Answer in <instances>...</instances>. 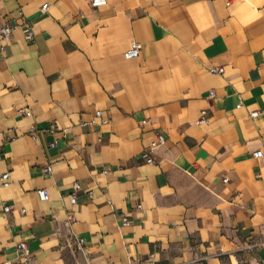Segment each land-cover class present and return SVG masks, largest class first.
Masks as SVG:
<instances>
[{
    "label": "crops",
    "instance_id": "1",
    "mask_svg": "<svg viewBox=\"0 0 264 264\" xmlns=\"http://www.w3.org/2000/svg\"><path fill=\"white\" fill-rule=\"evenodd\" d=\"M2 24L0 263L25 240L39 264H264V0H0Z\"/></svg>",
    "mask_w": 264,
    "mask_h": 264
},
{
    "label": "built area",
    "instance_id": "2",
    "mask_svg": "<svg viewBox=\"0 0 264 264\" xmlns=\"http://www.w3.org/2000/svg\"><path fill=\"white\" fill-rule=\"evenodd\" d=\"M89 3L93 7H99V6L106 5L108 3V0H89ZM46 7H47V3L43 4L41 9L45 10ZM22 25L26 29L25 37L26 38H30L32 36V33L29 30L27 22L26 21H22ZM14 27L15 26L11 25V24H2V25H0V54L4 50L5 41L11 35ZM141 46H142V44H141L140 41L132 40L131 43H130L129 48L126 49V51L124 52V57L127 58V59L136 57L140 53ZM208 70L211 73L222 74V73H224V66L223 65H218V66L212 65V66L208 67ZM210 94H213V91H211ZM239 105H240V103L238 104V106ZM18 113H23L25 115H30V111L28 109H24V108L18 109ZM206 113H207V111L205 109L201 110L200 117L198 119L199 123L207 122ZM257 113H258V111H256V110L251 111L250 112V116L253 117V116L257 115ZM96 116H101V110L100 109L96 110ZM103 122H104V120H103ZM163 141H164L163 135L158 133L157 134V139L155 141H152L151 147H155L158 143H162ZM252 154H253L254 157H263L264 156V151L262 149H256L255 151H253ZM151 160L152 159L150 157L147 158V161L150 162ZM44 170L47 171V172L51 171V165H49V164L46 165L44 167ZM223 180H226V178H224ZM0 181H1L2 185H4V186L8 185V183H9V172L3 173L1 175V177H0ZM79 188H80V184H79V182L76 181L73 184V191L75 192ZM37 194H38V197L41 200L48 199V192L44 188L37 189ZM88 196H91V191L88 192ZM70 201H71V203H74L76 201V197H75L74 193H72L70 195ZM140 207H141V205L137 204L136 208L139 209ZM10 209H11L10 205H4V207H3V210L5 212L9 211ZM68 218H69V220H73V216L72 215H70ZM122 223L123 224H127L128 223V219H127V217L125 215L122 217ZM82 241H83V239H78V243L79 244ZM17 248H18L19 253L22 256V260H23L24 264H39V263L33 261L32 252L30 250V247H29L27 241H25V240L19 241L17 243ZM0 264H7V263L6 262H2Z\"/></svg>",
    "mask_w": 264,
    "mask_h": 264
}]
</instances>
